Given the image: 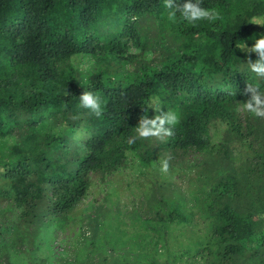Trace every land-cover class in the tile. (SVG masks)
Returning <instances> with one entry per match:
<instances>
[{"label":"trees","instance_id":"obj_1","mask_svg":"<svg viewBox=\"0 0 264 264\" xmlns=\"http://www.w3.org/2000/svg\"><path fill=\"white\" fill-rule=\"evenodd\" d=\"M201 6L220 18L169 19L164 0H0V197L14 202L22 222H36L47 191L49 213L72 210L89 174L115 171L128 153L148 166L160 149L208 148L210 124L220 120L245 141L254 163L244 179L226 172L207 193L215 248L206 264H247L248 251H261L264 264L263 212L255 210L264 211V124L256 133L248 122L242 131L247 84L264 91V79L247 64L257 54L241 49L264 35L249 23L264 17V0ZM152 49L158 55L149 61ZM79 57L90 59L88 71L77 67ZM84 91L100 97L101 117L81 107ZM154 97L159 111H150ZM169 110L180 116L172 136L137 137L141 116ZM161 204L164 220L187 222L176 203Z\"/></svg>","mask_w":264,"mask_h":264},{"label":"rangeland","instance_id":"obj_2","mask_svg":"<svg viewBox=\"0 0 264 264\" xmlns=\"http://www.w3.org/2000/svg\"><path fill=\"white\" fill-rule=\"evenodd\" d=\"M144 55L153 61L158 50ZM75 63L83 72L91 66L88 57ZM248 122L257 133L264 118L247 115L242 131ZM210 138V146L200 151L160 149L148 166L128 153L115 171L90 173L85 197L58 216L47 211V191L31 224L20 220L11 199L0 197V264H206L215 248L203 210L207 193L226 172L244 179L254 163L245 141L223 121L211 122ZM161 140L162 135L154 137ZM164 160L166 173L160 171ZM163 200L176 203L187 222L164 220ZM255 210L263 212L258 228L264 230V211ZM259 252L251 257L248 251L246 263L259 264Z\"/></svg>","mask_w":264,"mask_h":264},{"label":"clouds","instance_id":"obj_3","mask_svg":"<svg viewBox=\"0 0 264 264\" xmlns=\"http://www.w3.org/2000/svg\"><path fill=\"white\" fill-rule=\"evenodd\" d=\"M201 4L202 0H184L183 4L177 3V0H164V6L169 9V19H175L177 13H179L180 19L191 24H195L201 20L213 22L220 18L219 12L215 9H207L202 7ZM249 23L264 27V17H254ZM241 49H247V52L257 54L258 58L254 62L250 61L247 64L251 72L255 73L258 78L264 79V35H260L258 39H255L250 48L246 47L242 42ZM246 92L250 94V98L243 103L244 108L252 116L264 118V91L260 89L258 84H247ZM158 100V97H154L149 106H152ZM79 101L82 108L90 110L97 118L101 117L104 107L99 96L91 91H84L80 95ZM154 111H159V107H155ZM179 120L180 116L174 110L154 115L152 118H148L147 114H145L139 118L135 132L140 139L160 137L161 135L172 136L173 130L178 125ZM160 171L165 173L168 171L167 160L161 162Z\"/></svg>","mask_w":264,"mask_h":264}]
</instances>
